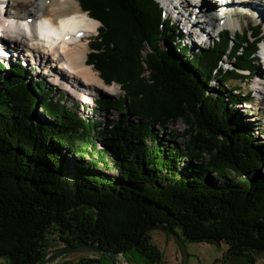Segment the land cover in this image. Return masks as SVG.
Returning <instances> with one entry per match:
<instances>
[{"label": "trees", "instance_id": "16d2710c", "mask_svg": "<svg viewBox=\"0 0 264 264\" xmlns=\"http://www.w3.org/2000/svg\"><path fill=\"white\" fill-rule=\"evenodd\" d=\"M79 1L102 23L87 63L107 84H120L124 97L119 106L93 109L100 117L85 115L88 103L67 106L64 92L55 98L45 80L36 85L25 67L0 59V258L39 264L55 234L64 244L121 253L129 264H164L150 230L136 246L142 229L163 225L191 241H224L226 257L257 264L264 256V138L235 112L251 91L227 82L256 71L261 25L226 29L193 53L159 0ZM109 110L117 117L107 119ZM179 122L183 148L162 144L155 126ZM114 257L73 264H112Z\"/></svg>", "mask_w": 264, "mask_h": 264}, {"label": "bare ground", "instance_id": "6f19581e", "mask_svg": "<svg viewBox=\"0 0 264 264\" xmlns=\"http://www.w3.org/2000/svg\"><path fill=\"white\" fill-rule=\"evenodd\" d=\"M162 1L165 3L167 1L170 2L169 8H171L170 0ZM187 1L189 0H181V5L185 4L184 2L187 3ZM249 1L250 3L248 4L231 6L227 13H217V6L213 5L210 0H192V6H197L198 9L195 12V17L200 16L197 13L201 12L204 16L201 15L203 17L198 18V21L191 22L188 19V15H192L194 11L178 12L177 17L181 21L178 22L180 29L188 35L200 38L193 39V41L207 39L209 32L216 30L219 25L223 24L232 26V30L236 32L237 28H234L241 22L239 15L242 14V9L249 10L253 15L255 14L257 19L263 20L264 18V4L257 2V0ZM5 5L11 6V8H8L9 15L6 14L5 19H2ZM199 7L201 8L200 11ZM0 9V48L2 50L0 54L2 56L6 54L8 58H11L16 55V57L24 61L25 55L21 51V46L22 48L26 47L28 54H31V52L36 54L31 57L32 63L39 61L43 63L40 66L46 65L44 68H47L49 66L47 64L49 58H46V62H44L41 52L49 50L51 52V55L49 54L51 61L55 58H59L61 61L53 65L54 69H44V72L50 74L52 81H56L59 85L63 84L66 89H69L70 93L83 92L80 94L88 98L91 95L101 94L102 92H118L116 84L107 85L99 77L98 73L93 70L92 66L87 63L89 45L85 38L98 31L100 21L94 19L87 11L83 10L78 0H0ZM172 10L174 11L175 8ZM190 11L192 12L190 13ZM10 16L13 19H10ZM179 16H181V19ZM207 17H209V21L206 22L205 19ZM261 23L264 25V22ZM21 26H24V28H21ZM7 30L11 39H5ZM24 41H26L27 45L24 44ZM7 42H12L13 47L10 48L11 45L9 46ZM34 56H36V59ZM257 57L258 59L260 58V61L263 59V55H257ZM261 64L264 65V60H262ZM62 68H67V71L70 72L69 77H72L74 83L61 75L59 70ZM258 74L255 82L256 87L264 88V80L258 78L260 76L263 77L264 74Z\"/></svg>", "mask_w": 264, "mask_h": 264}, {"label": "rangeland", "instance_id": "374dc122", "mask_svg": "<svg viewBox=\"0 0 264 264\" xmlns=\"http://www.w3.org/2000/svg\"><path fill=\"white\" fill-rule=\"evenodd\" d=\"M97 1H98V3H100V2L104 3V5H103L104 7L108 5L107 0H97ZM160 1H161V3H163V5L165 7H167V9H166L167 13L172 14L175 17L176 22L180 21L178 19L176 13L185 12L186 10L194 11V13L192 15H188V19L191 22L192 21L196 22V21H198V18L204 16V14L201 12V13H197L200 16L195 17V12H197L198 9H197V6L196 7L192 6V2H191L192 0L187 1V3L184 2L185 4H183V5H181V0H176L179 2H176L175 0H170L171 1V5H170L171 8H169L170 2L167 1V3H165L162 0H160ZM188 2H189V4H188ZM7 7L9 9L11 8V6H7ZM173 8H175L176 12H174L175 10L174 11L172 10ZM200 9L201 8L199 7V11H200ZM192 11H190V13ZM8 15H9V12H8ZM201 15H203V16H201ZM179 18L181 19V16H179ZM239 19L241 22L238 23L234 29L237 28L238 30H241V31L249 28V24L252 25V24L259 22V19H257V16L255 14L254 15L251 14L250 12H249V14H244V13L240 14ZM205 21L206 22L209 21V17H207L205 19ZM100 25H101V23H100ZM180 32H183V31L181 30V31L177 32V34H180ZM232 32H234V30H232ZM97 34H98V32H94L85 38V41L89 45V51H88L87 55L91 52V43L96 38ZM215 36H216L215 32L209 33V38L214 39ZM182 37L181 38L189 46H191L193 53L197 52L199 50V48H202V47L208 45V43H205V45H204V43H200L199 41H196V40L191 41V40H188L184 36H182ZM24 42H25L24 44L27 45L26 41H24ZM8 44H9V46L11 45L10 48L13 47L12 42H10ZM162 45L166 46L165 43H162ZM22 49H24V50H22ZM25 49H26V47L22 48V46H21V51L25 55L23 58L24 61L21 58L16 57V55L14 57L8 58V55H6V54H3L4 56H2V54H0V59L3 58L2 60L5 61L6 67H10L11 65L17 66L18 64L25 67L26 72H27V80L29 79L28 81L31 80V81L35 82L36 85H38V83L36 82L37 80H45L47 82L48 87H50L52 90H54V89L57 90V92L54 93V95H53L55 98H58L57 94L59 92H64L67 95V101H65V104L67 106H72L71 100H78L79 102L84 103V104L89 103V104H87L89 106L88 111H85L83 113L85 115L93 114L94 117L96 118V117H100V115H95V113L92 111L93 109H96L97 112H100L101 108H102V111H104V109L106 110L107 108L116 107V106L121 105V103L119 102V99L124 97V91L122 90L121 85L116 83V82H112V84H107L103 80L99 71L94 67L93 64H91L90 66H92L93 70L98 73L99 77L102 78V80L107 85L116 84L118 87V90H117L118 92H116V93L102 92L101 94L91 95L88 98L83 97L80 94L83 92H79V93L75 92V94H72V93H70L69 89L65 88V86L63 84L59 85L56 83V81L55 82L52 81L50 74L44 72V69H48V68L54 69L53 65H55V61H53L52 64L50 66H48L47 68H44L46 65L40 66V64H43L42 62L40 63L38 61L37 63H32L31 57L33 54L34 55H36V54H35V52L34 53L31 52V54H28L27 49L26 50ZM0 52H2L1 48H0ZM37 54L39 55V53H37ZM49 54L51 55V52L49 50H44L43 52H41V57L44 58V62H46V58H51V56ZM34 58L36 59V56H34ZM262 58H263L262 60H264V57H262ZM258 60H259V65H257L256 71L254 73H252L251 71L249 73H245L248 75L247 76L248 79L246 77V79L244 78L243 81L242 80H237V81L229 80L227 82V85L230 87L236 85L238 87V91H241L242 94H244L248 91L249 92L251 91V94H252L251 98L252 99L250 100L249 104L236 106L235 112L239 116L242 114L241 117L244 118V122L248 123L251 126V128L254 129L253 133L258 138L263 139L264 138V88L256 87L255 82L257 81L256 77L259 75L258 73L264 74V65L261 64L262 60L260 61V58ZM231 65L232 64L229 61V59H227V58L223 59L222 66L224 68L228 69L231 67ZM59 71L63 77H65L67 80L73 82L72 77H69L70 72H68V71L65 72L63 70H59ZM23 72H25V71L23 70ZM4 73L7 74V72H4ZM144 75L148 76V72L144 73ZM251 76H253L252 79H250ZM258 78L261 80H264V76L263 77L260 76ZM71 82H68V83H71ZM218 84H220V83H218V81H216V80L213 82V85L218 86ZM41 85H42V89H43L42 91L45 94L49 95L50 91L45 87L43 82ZM211 88H212L211 92L214 94H217L216 88H213V87H211ZM229 92H231L230 89H229ZM232 92L235 93V91H232ZM95 97L101 99V100H96L98 108H97V105H95L94 101H92V99ZM128 103H129V99H128ZM247 110L249 112H247ZM42 112H43L42 108L39 107L38 108L39 115H44L46 117L47 114L45 112H43V114H41ZM107 112H109L107 119L111 120L113 117H115V118L117 117V114H115L113 116L114 113L112 111L109 110ZM247 113H248V117L245 116ZM103 117L105 118V116H103ZM132 118L136 122L140 121L137 116L132 117ZM185 130H186V125L183 122H179L178 124H176L174 126L173 125L166 126L165 129H163L162 127H159L158 125L155 126V131L157 132V135L161 139V143L164 144L167 142L168 143L167 145L171 146V148H173V147H180V149L183 148L184 141H183L181 136L184 134ZM101 139L102 138H100V140ZM99 147H103V145L99 144ZM66 155L72 161H74L75 158L76 159L78 158L77 156H75L69 152H67ZM88 158L89 157L87 156L86 160H88ZM64 168H65L64 170L66 172L71 171V166H64ZM261 169H262V171L264 170L263 167ZM105 172L109 175H112V176L117 175L116 171L105 170ZM212 177L215 178L214 175ZM151 235H152V242L162 252V260H163L164 264H247V259L245 257H240V258H228V257H226V251H227L228 245L224 241H222L220 243H218V242L191 241V240L186 239L185 237H183L180 234L176 235L173 233H166V232H163L159 229L151 231ZM50 237L55 239V241L53 242V244L55 245L54 248L65 245L64 242H62L58 238L57 235L50 234ZM54 248H52V249H54ZM93 256H97V254L90 252V251L73 252L71 254H67L63 257H60L59 259H57L55 262H53L51 264H61L63 262L65 264H73L76 261H78L80 258H91ZM117 262H118V264H124V263L129 264V262H127L126 259H124L121 255H119L117 257ZM0 264H5L4 260L1 258H0ZM131 264H142V263H131ZM257 264H264V256L259 255L257 257Z\"/></svg>", "mask_w": 264, "mask_h": 264}, {"label": "water", "instance_id": "95a60500", "mask_svg": "<svg viewBox=\"0 0 264 264\" xmlns=\"http://www.w3.org/2000/svg\"><path fill=\"white\" fill-rule=\"evenodd\" d=\"M121 1L126 2L127 0H121ZM157 229H159L163 232H166V233H173V234L178 235V233L175 230H173L172 228H170L168 226H163V225L153 226L152 225V226L146 227L140 231L139 240L136 243V246H138L143 235L148 230L153 231V230H157ZM85 251H90V252H93L96 254L103 253V254H107V255H113L115 257L112 259V264H118L117 257L119 255H121L123 257V254H121V253L117 255L111 251H107V250L103 249V247H101L97 244H94V243H82V244H77V245L65 244V245H62L60 247L50 249L48 251L47 255L45 256V258L43 259V261L40 262L39 264H51V263L55 262L57 259H59L60 257H63L67 254H71L73 252H85ZM123 258L125 259V257H123Z\"/></svg>", "mask_w": 264, "mask_h": 264}]
</instances>
